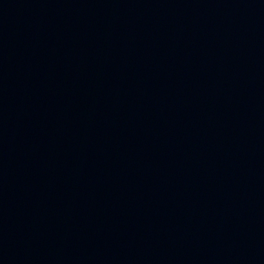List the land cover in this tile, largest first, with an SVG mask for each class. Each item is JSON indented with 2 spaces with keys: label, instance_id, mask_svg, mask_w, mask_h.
Segmentation results:
<instances>
[{
  "label": "water",
  "instance_id": "obj_1",
  "mask_svg": "<svg viewBox=\"0 0 264 264\" xmlns=\"http://www.w3.org/2000/svg\"><path fill=\"white\" fill-rule=\"evenodd\" d=\"M0 264H264V0H0Z\"/></svg>",
  "mask_w": 264,
  "mask_h": 264
}]
</instances>
